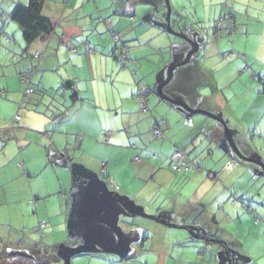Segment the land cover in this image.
Masks as SVG:
<instances>
[{
  "label": "rangeland",
  "instance_id": "rangeland-1",
  "mask_svg": "<svg viewBox=\"0 0 264 264\" xmlns=\"http://www.w3.org/2000/svg\"><path fill=\"white\" fill-rule=\"evenodd\" d=\"M96 1L77 0V13L74 17L80 19L79 25L84 23L87 29L99 32L106 39V43L113 47L114 53L110 59H114L113 63L122 71V92L129 95L139 81L142 84L137 87L138 93L140 88L147 85L152 89L150 98L147 99V110L141 108L137 99L135 114L127 111L128 114L125 115V119L132 120V123L124 130L127 137L125 143H122L121 157L113 162V165L117 164L118 170L121 169L119 177L122 178V185L109 181L108 172L103 175L100 171L93 172L85 166L81 159L76 158L81 154V150L77 155L74 151L70 152V148L76 146L75 139H79V135L71 136L67 132L58 136L59 121H56L55 115L52 114L56 107L51 104V97L58 91L56 88H49L45 94L34 91L28 95L27 102L22 103L26 84L22 82L21 76L28 70L35 74L45 55V49L38 50L33 43L28 50L22 28L12 19V12L17 3L27 5L29 0H0V246H8L15 252H27V249L36 246L52 249L61 258L59 264H65L69 251L85 247L96 239L105 246L116 247L118 236L115 231L96 218L99 205L108 196L113 195L121 197L127 205L134 206L143 213L140 216L133 215L116 201L103 210L102 217L114 223L123 234L122 252L112 253L96 247L94 253L72 256L71 264H154L155 260L161 258L159 252L163 250L162 246H166L170 254L176 253L177 259L180 251L177 245L186 238V235L182 234L183 231L200 237L216 235L220 239V242L213 241L211 244H206L203 239L196 240L197 248L205 244L206 247H211L209 253L198 256L197 264H262L264 220L257 219L261 216L264 218V151L255 152L260 158L253 156L262 161L261 165L239 157L226 138L223 122L215 119L228 150L229 155H226L221 142L212 134L214 127L206 125L215 120L205 114H193L180 105L163 100L158 95V86L164 80L157 81V73L161 68L166 78L169 66L186 57L193 48V41L198 43V51L186 64L175 69L171 81L164 87V93L194 109L219 114L218 110L209 111V106L201 103L199 96L193 94L192 88L195 85L193 76L192 80L190 79V72L197 70L195 67L198 63L203 66L208 61L216 63L215 58L223 56L222 62H226V69L221 71L218 68L220 66H217L220 71L217 70L216 74L219 79H223L221 86L225 96L233 99L232 108L227 111L232 116L228 126L231 132H234V140L241 152L252 158V153L238 140L242 138L237 131L239 132L241 127L247 129L245 122H242V126L240 122L234 123L235 118L245 116L239 103L249 98L250 84L247 88V82L243 80L244 83H241V80L246 78H240L239 81L230 83L231 89L224 88L228 80L233 78L230 77L229 63L233 62L232 59L244 57L242 52H245L243 48L247 47V41L243 37L236 42V48L232 47L230 38L238 31L227 32L230 30V21L220 19L213 20L212 23H199L195 14L196 10L200 9L190 7L186 0L180 2L181 6L177 5L175 0H170V21L167 19L168 8L165 0H161V8L158 6V0H144L138 3L130 1L128 4L131 11L123 9L122 13H115L109 7L99 11L95 6ZM48 8L47 5L43 8V15L48 14ZM91 12H95L94 15H87ZM55 15H52L53 20ZM82 16H92V20ZM102 18H119L122 20V27L112 29L114 24L100 20ZM59 24L60 22H57V25ZM113 30L125 34L119 44L125 46L123 51L130 60L129 67H123L116 61L120 50L114 49L115 42L111 36ZM215 31H219L218 38L222 48H226L225 55L223 49H220ZM197 32H202V39ZM56 43L53 42L49 50L53 65V49L57 47ZM251 43L249 40V45ZM70 52L68 48L61 49L60 67L65 74L71 72L73 64V60L67 56ZM204 52L206 58H203ZM31 80L33 89L37 90L36 80ZM261 85L264 89L263 82ZM201 92L207 99L212 96L211 89L204 84ZM58 93L61 94L62 90ZM41 95L46 97L43 104L36 102ZM59 99L62 98L58 97ZM130 101L126 103L128 109ZM244 106L242 105V108ZM37 107L39 110L35 111ZM181 111L190 113L189 117L192 118H183ZM36 112L48 114L40 116ZM16 115L20 116V121L14 127L12 123ZM28 115L36 118H30ZM88 117L92 119L94 114L91 112ZM40 119H44L43 123ZM111 119L107 118L108 121ZM156 122L159 126L154 125ZM54 124L57 125L56 129ZM62 125H66V129L74 130V123L70 118ZM156 129L162 132L163 138L156 135ZM30 130L49 132L51 136L43 145L46 152L43 157L46 156V162L41 161L40 166L38 161H28V169L21 166L23 156L34 147L31 145L25 151V143L30 142L27 137V131ZM53 141L59 146V151L54 152L53 149L49 157ZM175 147L183 149L188 159L200 167L192 166L189 171H174L171 155ZM87 150L89 153L85 151V156L92 153ZM112 151L115 153L117 150ZM155 154L161 157L158 161L154 158ZM163 156L165 159L162 161ZM15 157L17 160L13 162ZM29 170L34 174L31 175ZM218 172H222L223 176H218ZM230 179L238 180L236 185L229 184ZM227 185L232 188L233 193L228 190ZM204 196L206 199L202 200ZM245 206H248L249 210H246ZM166 222L186 224L190 228L186 227L184 230L180 226H173L169 229L162 225ZM40 223H44L45 227L38 231ZM167 229V240L170 244L164 241L163 233ZM125 258L130 259L123 262ZM181 260L187 261V258Z\"/></svg>",
  "mask_w": 264,
  "mask_h": 264
},
{
  "label": "crops",
  "instance_id": "crops-1",
  "mask_svg": "<svg viewBox=\"0 0 264 264\" xmlns=\"http://www.w3.org/2000/svg\"><path fill=\"white\" fill-rule=\"evenodd\" d=\"M126 1L127 3L124 4V0H98L96 1L95 6L99 11L100 9L109 7L113 9L115 13H122L123 9L124 11L127 9L131 11L128 4L130 3V1L138 3L144 0ZM175 1L178 3L177 5L180 6V2H185V0ZM186 1L189 2V4L187 5H189L190 7L194 9H200L198 11L196 10L195 14V17L196 19H198L197 21L199 23H207L208 21L212 23L213 20L220 19L229 20V24H231V26L228 28H230V31H238V33L234 34L230 38L232 47L236 48V42L238 40H241L243 37L247 41V47L243 48V51L245 52H242V56L244 55V57L242 59H232L233 62L231 61V63H229L231 64L228 68L229 72L231 71L230 77L233 76V78H230L228 80L229 82L224 85V88L231 89L232 84L230 85V83L234 81L237 82L240 80V78H246L242 79L241 83L247 82V88L249 87L248 84H250V90L248 89L249 98H246L243 103H239L238 101V103L241 104V109L245 113V116L239 119L235 118L234 123L240 122L242 126V122H245L247 129L244 130V127H241L240 131H237L239 137L242 138L241 140L238 138V140L247 147L250 153H252L250 154L252 158L253 156L259 157L256 156L255 152L264 151V89L261 85V77L264 74V0ZM18 4H20V2H18L17 5ZM46 5L49 8L47 10L48 14L45 15L53 20L52 15L56 14L53 21L55 22L56 20L57 22H60V24L57 25V22H55V30L50 38L45 40L39 39L34 42V46L36 49H45V55L38 64V73L36 71L34 74L32 70H28L30 72L31 79L33 78L34 81L36 80L35 87L37 88V90L34 88V91L45 94V92L48 91L49 88H56V90H58L53 94V97H51V104L56 107V111L53 110L52 114L55 115V120L59 121L57 130L58 136L64 135L67 132L71 136L79 135V139H75L76 146L74 148H70V152L74 151V154L77 155V153L80 154V152L82 151L83 153L81 152V154L77 155L76 158L81 159V162H83L85 166H87L90 170L92 169L93 172L100 171V173H102L103 175L104 173L108 172L109 175L107 177L109 181H111L112 183L113 181H115V183H120L122 185V178L119 177V175L121 174V169L118 170L117 164L113 165V162L118 161L121 157L120 152H122V143H125L127 137L124 130H127L129 125L131 126L132 123V120L127 121L125 119V115L128 114L127 111H130L131 114H135V106L138 101L137 87H141L142 83L139 81L137 86L134 87V90L129 93V95L122 92V87L124 86V82H122L121 80L122 71H119L115 66V63H113L114 59H110L111 55H113L114 53L113 47L106 43V39L103 38V36H101L99 32L96 33L92 29H87L84 23L82 25H79L80 19L74 17L77 13V0H68L67 2L66 0H46L43 4L42 12L43 8ZM158 6L161 8V0H158ZM94 13L91 12L87 15H94ZM134 13H136V11ZM82 18H89L90 20H92V16H82ZM110 22L114 24L112 29H116V27L120 28L122 24V20H120L119 18H111ZM153 22H155V20ZM217 32L219 31H215L214 33L215 35H217V38H220ZM197 34L201 39L203 38L202 32H197ZM249 40L252 41L251 45H249ZM53 42H57V47L53 49V52L55 54L54 65L51 64L53 61L51 55L49 54V50L51 49ZM218 44L220 45V49H223L224 51L223 55L227 54L226 48H222L220 40L218 41ZM29 47H27L28 50ZM63 47L68 48L69 51H71L70 53H67V56L73 60V64L71 65V72H67L66 74L60 67V55L61 49H63ZM231 51L234 52L233 50ZM206 57V52H204L203 58ZM223 58V56H217L215 58L217 60L216 63L208 61L209 63L207 62L204 66L202 64L199 65L198 63V66L195 67V69L197 70L195 72H190V79L193 76V80H191L193 81L195 87L192 88V90L195 96H199L198 100H202L201 103L207 104L209 106L207 108L209 111L218 110L219 114H216L215 112L214 113L218 115V117L222 118L227 123V125H229V119H232V116H230L227 111L229 108H232L231 104L233 103V99L227 98L225 96L223 87L221 86L223 79H219L216 74L217 70H219L218 68H220L221 71H224L226 69L224 68L226 67V62H222ZM116 61L118 62L117 59ZM217 66L220 67L216 68ZM97 74L100 75L98 78H95ZM157 74L158 82L164 80L165 75L163 74L162 68L161 71ZM110 76H113L111 80L109 79ZM227 77H229V75ZM203 84L212 91V96L208 99L204 97L203 93L201 92ZM7 88L10 89L8 86ZM61 90L62 93H58ZM151 92L152 89L150 90V93H148V100L150 98L149 94H151ZM19 96L20 93H18V97ZM58 97L62 99L58 100ZM213 98H215V100ZM184 99L187 98H183V100ZM128 100H131L129 102V109L126 108V103ZM36 102L43 104L46 102V97H43V95H41L36 99ZM242 105L245 106L242 108ZM34 110L37 111L39 110V108ZM91 112L92 114H94V118L92 119L88 117ZM36 113L40 114V116H47L48 114L43 113L44 115H42L41 112ZM180 114L183 118H188L190 116V113L188 114L182 111L180 112ZM28 117L36 118L30 115H28ZM69 118L72 119L74 123L73 131L64 128V126L66 125H62L63 122H66ZM107 118L112 119L108 121ZM89 119L93 121H89ZM42 120L44 119H40V121ZM213 120L215 119L213 118ZM216 120L210 121L206 125L207 127H214L212 128V134L215 135L217 139H219V142H221V145L225 150L224 153L226 155H229L227 147L225 148V143H223L222 141L224 137L219 132V125L215 123L217 122ZM154 125L159 126L157 122ZM235 125L238 126L237 124ZM55 126L57 127V125L54 124V127ZM38 131L39 130L27 131V137L29 138L30 145L28 142L25 143V151L30 148L29 146L31 145L34 147L32 150L29 149V151L23 156L24 160L22 162V166L21 164H19L21 167L29 169L28 161H35L36 163L38 161V164L40 166L41 161L46 162V156L44 155L43 157V153H46L43 149V145L46 143V140L50 139L51 135L49 132L41 133L40 131ZM232 134L234 136V132H232ZM105 137H108V139H104ZM102 139H104V142H102ZM109 141L113 142L114 144L112 145ZM54 142L55 141H53V143L51 144L49 152L50 154L48 153L49 157L53 149L54 152L59 151V146ZM236 144L238 146L237 142ZM87 149H89L92 153L85 156L84 153L85 151H88ZM113 149L117 151L114 153L112 151ZM176 149H179V147H175L174 151ZM66 150L68 151L67 148ZM48 156V162H50L51 160ZM159 158H161L160 155H157V157L155 158L156 161H158ZM164 159L165 156H163L161 160L163 161ZM16 160L17 158L15 157L13 159V162ZM104 163L105 165H102ZM29 171L31 175L34 174L33 171ZM217 174L218 176L221 175L220 177L223 176L222 172H218ZM230 180L231 181L229 182V184L234 183L233 185H236L238 181H235V179ZM224 183L227 184L226 182ZM120 187L122 189V186ZM226 187H228V190L232 191V188L230 186L227 185ZM205 196L202 197V200L205 198ZM243 197L241 196V198ZM257 220L262 221L264 220V218H262L261 216ZM262 223L263 222H261V224ZM162 225L169 229H172L173 226H180L184 230L186 227L190 228L189 226H186V224L176 225L169 224L168 222H166V224L162 223ZM169 229H167V231L163 233L164 241L166 244H170L167 240ZM182 234H185L186 238H183V241H179L177 245V247L180 248L177 259L175 256L176 253L170 254L166 246H162L161 249L163 250L159 252L161 254V258L160 260H155L154 264H197L199 259L198 256L204 254L202 249L206 247V238H204L205 236H192L188 233H185L184 231L182 232ZM198 239L205 240V246L197 248L198 245L196 244V240ZM184 257L187 258V261L181 260ZM129 259L125 258L123 262H127L126 260ZM262 264H264V262H262Z\"/></svg>",
  "mask_w": 264,
  "mask_h": 264
},
{
  "label": "trees",
  "instance_id": "trees-1",
  "mask_svg": "<svg viewBox=\"0 0 264 264\" xmlns=\"http://www.w3.org/2000/svg\"><path fill=\"white\" fill-rule=\"evenodd\" d=\"M45 1L29 0L27 5L18 4L12 12V19L22 28L23 38L28 47L36 40L50 38L55 30L56 23L50 17L43 15L42 7ZM7 39L10 40L9 37ZM138 96L139 93L137 98ZM26 102L27 100L23 104ZM19 121L20 119L15 121L14 127ZM204 238H206L207 244H211L213 241L220 242L219 237L216 235H207ZM222 244L224 245L223 242ZM60 261L61 258L52 249H44L36 246L27 249V252H15L11 251L8 246H0V264H14L19 262L20 264H59Z\"/></svg>",
  "mask_w": 264,
  "mask_h": 264
},
{
  "label": "water",
  "instance_id": "water-1",
  "mask_svg": "<svg viewBox=\"0 0 264 264\" xmlns=\"http://www.w3.org/2000/svg\"><path fill=\"white\" fill-rule=\"evenodd\" d=\"M166 1V4H167V8H168V11H167V19L170 21V17H171V6H170V0H165ZM172 31V30H171ZM199 49V44L194 42L193 41V48L192 50L186 55V57L178 62V63H173L172 65L169 66L168 68V74H167V77L164 79V81H162L160 83V85L158 86V95L163 99V100H166V101H169L171 103H174V104H177V105H180L182 106L183 108L187 109L189 112L193 113V114H205V115H208L209 117L211 118H214V119H217V120H220L223 122L224 124V128H225V134H226V138L228 139L232 149L234 150V152L241 158L243 159H246L252 163H255V164H262V161L258 158H250V157H246L242 152L241 150L239 149V147L237 146L235 140H234V137H233V134L229 128V126L227 125V123L220 117L216 116L215 114L211 113V112H208L206 110H203V109H194L192 108L190 105H188L187 103L185 102H182L181 100H175V99H172L170 98L169 96H167L165 93H164V87L171 81L172 77H173V73L175 71L176 68H178L179 66H182L184 64H186L190 58L193 56V54L195 52H197ZM113 201H116V202H119L121 203L127 210L128 212H130L131 214L133 215H143L142 211L134 206H130V205H127L123 199L119 196H108L98 207L97 209V212H96V218L101 222V223H104L106 225H108L109 227H111L115 233L117 234L118 236V245L116 247H108V246H105L104 244H102L99 240H93L89 245L85 246V247H80L78 249H75V250H72V251H69L67 254H66V257H65V264H71V258L72 256L76 255V254H81V253H94L95 252V249L96 247H100L102 250L104 251H107V252H112V253H121L122 250H123V234L121 232V230L114 224L112 223L111 221L107 220V219H104L102 217V212L103 210L109 206V204Z\"/></svg>",
  "mask_w": 264,
  "mask_h": 264
},
{
  "label": "built area",
  "instance_id": "built-area-1",
  "mask_svg": "<svg viewBox=\"0 0 264 264\" xmlns=\"http://www.w3.org/2000/svg\"><path fill=\"white\" fill-rule=\"evenodd\" d=\"M106 23L110 22V18H102L100 19ZM227 32H230V30H227ZM112 38L114 39L115 42V49H119L120 50V54L117 55L116 59L118 60L119 64L123 67H129L130 65V60L125 56V53L123 51V46L122 43L119 44V42L121 41L123 34L121 32H117V31H112L111 33ZM136 76V74H135ZM21 80L23 83L26 84V88L24 90V95L22 98V103H24L27 100V97L30 93L33 92V87H32V80H31V75L30 72L27 71L25 73L22 74L21 76ZM261 81L264 83V75L261 77ZM150 92V87L147 85L143 88L140 89L139 92V96H138V100L139 103L141 105V108L143 110H147L148 107V103H147V95ZM20 119L19 115L15 116V121H18ZM15 121L12 123V126H14ZM156 135L160 138H163V134L159 129H156ZM157 155H154V158H156ZM171 159L173 161V165H172V169L176 172H180V171H189L190 168L192 166L199 168L200 166L193 163L191 160L188 159V157L186 156V154L180 150V149H176L172 155H171ZM113 186V185H112ZM116 188H118V185L116 186ZM246 210H249L248 206H245ZM45 227L44 223H40L38 231H40L41 229H43ZM211 250L210 245H207V247H205V249L203 250L204 254L209 253Z\"/></svg>",
  "mask_w": 264,
  "mask_h": 264
}]
</instances>
